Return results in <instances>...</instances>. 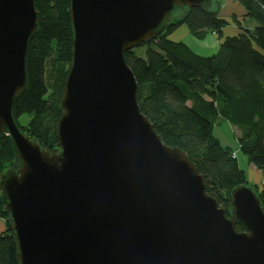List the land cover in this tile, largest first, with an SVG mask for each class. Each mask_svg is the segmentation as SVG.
Instances as JSON below:
<instances>
[{"label": "water", "instance_id": "obj_1", "mask_svg": "<svg viewBox=\"0 0 264 264\" xmlns=\"http://www.w3.org/2000/svg\"><path fill=\"white\" fill-rule=\"evenodd\" d=\"M213 0H69L71 60L48 151L17 127L33 0H0V134L15 168L0 193L18 264H264V211L249 185L229 216L177 147L141 113L124 52L155 39L176 10ZM236 221L244 225L235 230Z\"/></svg>", "mask_w": 264, "mask_h": 264}, {"label": "trees", "instance_id": "obj_2", "mask_svg": "<svg viewBox=\"0 0 264 264\" xmlns=\"http://www.w3.org/2000/svg\"><path fill=\"white\" fill-rule=\"evenodd\" d=\"M37 14L35 33L25 55L26 88L12 105V116L20 131L52 151L56 148V123L61 115L60 98L71 60L72 30L69 0H33ZM245 11L243 26L232 16L238 34L224 37L228 22L219 15L220 2L210 9L183 8L173 16L139 57L134 49L124 52V61L137 83L140 111L154 125L162 142L181 149L203 175L206 192L229 216L230 191L249 185L244 167L253 165L262 175L253 188L264 211V0H229ZM244 21V20H243ZM252 22V23H253ZM185 25L197 40L215 34L216 52L200 56L183 42L169 39ZM26 115L23 125L20 117ZM220 122L237 131V151L224 146L213 134ZM11 139L0 134V172L15 168ZM0 193V264H18L16 247L9 229V217ZM235 230H245L236 221Z\"/></svg>", "mask_w": 264, "mask_h": 264}, {"label": "crops", "instance_id": "obj_3", "mask_svg": "<svg viewBox=\"0 0 264 264\" xmlns=\"http://www.w3.org/2000/svg\"><path fill=\"white\" fill-rule=\"evenodd\" d=\"M214 1L220 2L219 15L228 22V24L222 30V34L224 37L234 36L239 32L238 27L231 19L232 16H234L236 20L239 21V23H241L245 27L252 28L254 26V23L244 19L245 11L237 3L231 2L229 0H213V4H215ZM190 37L192 36L189 34L188 29L185 25L179 26L172 34L169 35V39L171 41L183 42L190 50L200 56H208L216 52V50L218 49L219 40L216 38L215 34H208L204 39L205 43L203 45H198L199 43L194 42H192V44H189L188 41L190 40ZM223 123H226L231 128L233 138L235 140V148L233 149L234 151H237V131L227 122H220L217 127H220ZM214 136L217 137L220 143L222 144L220 136H217L215 134ZM224 143L225 144L222 145L230 147L229 145H227V142ZM236 156L239 159L240 154L238 151L236 153ZM242 167H244L245 169L248 184L260 187L263 179L260 171H258L253 165L245 163L244 158L242 161ZM2 225L3 224L0 221V232L4 230V226Z\"/></svg>", "mask_w": 264, "mask_h": 264}, {"label": "rangeland", "instance_id": "obj_4", "mask_svg": "<svg viewBox=\"0 0 264 264\" xmlns=\"http://www.w3.org/2000/svg\"><path fill=\"white\" fill-rule=\"evenodd\" d=\"M181 13H182V10H176L174 12V16L178 17L181 15ZM204 39L197 40L194 37H190V40L188 41V43L192 44V42H194V43H199L198 45H203L205 43ZM134 51H135V54L137 56L143 57L145 47L144 46H138V47L134 48ZM27 120H28V117L26 115H24V116L20 117L19 122L24 125L27 122ZM213 130H214L213 133L215 135L220 136V138L222 140V144H225L224 142H227V145H229L231 148H235V140L233 138L231 128L226 123H223L220 127H217V126L214 127ZM242 161H243V157L240 155V157H239V164L240 165H242ZM1 223L3 224V221H1ZM2 226H4V224Z\"/></svg>", "mask_w": 264, "mask_h": 264}]
</instances>
